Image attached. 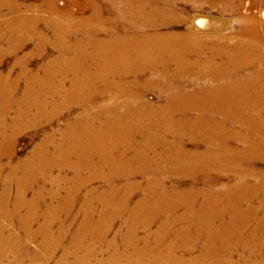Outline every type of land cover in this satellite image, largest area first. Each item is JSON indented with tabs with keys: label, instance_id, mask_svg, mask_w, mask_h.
I'll use <instances>...</instances> for the list:
<instances>
[{
	"label": "bare ground",
	"instance_id": "1",
	"mask_svg": "<svg viewBox=\"0 0 264 264\" xmlns=\"http://www.w3.org/2000/svg\"><path fill=\"white\" fill-rule=\"evenodd\" d=\"M115 1L126 3L118 13L140 26L134 39L108 44L113 68L43 70L49 73L42 80L58 86L26 88L13 102L11 88L0 91L1 128L50 121L55 111L76 108L59 143L46 136L27 159L10 167L0 188V214L9 222L20 209L28 215H69L79 203L80 230L101 243L108 244L110 228L124 213L132 224L122 243L130 238L129 244L137 239L145 245L158 222L153 237L163 253L155 264H264V166H256L264 165V23L241 11L245 0ZM180 1L191 7L222 5L234 13L237 28L227 21L214 36L191 25L185 33L165 32L187 21ZM249 1L251 7L264 3ZM35 19L15 16L4 24L0 19V41L8 40V53L22 49L27 39L44 42L34 30ZM155 22L156 32L149 33L148 23ZM148 88L160 93L159 108L145 102ZM14 102L24 107L9 123L5 117ZM185 141L202 149L188 150ZM13 143L1 144L0 156L9 161ZM12 182L16 198L8 202ZM135 190L139 198L130 204ZM45 197L56 205L40 210ZM166 237L172 242L162 246ZM178 250L190 256H176Z\"/></svg>",
	"mask_w": 264,
	"mask_h": 264
},
{
	"label": "rangeland",
	"instance_id": "2",
	"mask_svg": "<svg viewBox=\"0 0 264 264\" xmlns=\"http://www.w3.org/2000/svg\"><path fill=\"white\" fill-rule=\"evenodd\" d=\"M0 2H2L0 4V19L3 24L15 16L21 19L36 18L34 30L44 40V42H40L37 37L27 39L24 41L22 49L16 53L6 51L8 40L0 41V91L11 88L12 102L18 100L22 90L26 88L35 90L39 87H57L58 82L55 80L52 83L42 80L49 72L51 74L62 69H66L68 72L74 71V69L97 72L113 68L116 62H114V56L108 53V44L116 40L130 41L134 39L133 34H137L136 29L140 26V23L118 13L120 5L123 8V5L126 4L123 1L0 0ZM223 7L218 4L217 6L203 4L191 7L189 4L180 1L178 8L182 9L181 11H183L187 21L181 25L172 26L173 31L165 32L185 33L186 27L191 25L199 31H204L203 35L214 36L217 27L224 26L223 24L227 21L231 23V28H237L234 13L224 11ZM262 9H264V3L251 7L249 0H245L241 5V11L255 14L258 20L264 23V18L260 16ZM130 12L132 13V10ZM49 19H51L50 21H58L56 23L59 25H51ZM157 25H159L157 22L148 23L149 33L156 32ZM53 28L65 30V33L54 35ZM85 28H89L90 33H85ZM228 31V25L222 29V33L225 35L228 34ZM58 36H61V39L56 38ZM102 45L106 47L102 48ZM76 46L78 49H74ZM74 62H76L75 65L72 64ZM55 64L62 65L56 66ZM47 69L49 70L48 73L43 71H47ZM71 76H69V80L72 78ZM57 78L58 76H56ZM62 86L68 88L70 86L69 81ZM144 92L145 102L153 108H159L162 104L160 93L151 88L144 90ZM51 99L61 103V98L57 96L49 95L48 100ZM23 107V103L14 102L5 117L7 118L6 121L10 123L11 119L16 116L17 110ZM1 109L2 100L0 99ZM48 111L51 113L53 110ZM75 114L76 108L70 111L59 109L50 116V121L25 122L24 124L19 121L9 128H1L0 126V149L4 139H11L14 142L9 144V148L11 147L14 153L11 160L9 161L6 156H0V188L10 167L27 159L33 149L41 144L46 136H51L55 144L59 143L64 124ZM2 116L3 114L0 112V121L3 119ZM185 147L188 150L202 149V146L196 148L190 142H186ZM1 152H5V146L2 147ZM256 166L262 168L264 165L258 162ZM169 181L172 182V180ZM185 182L188 185L190 181L187 179ZM10 185L11 196L8 197V202H12L16 198L13 182ZM94 186L99 185L94 184ZM198 187L201 188L202 185H198ZM134 193L130 204L139 198V190H135ZM31 196L32 194H27L26 199L29 200ZM55 202V199L43 198L40 210L46 206L56 205ZM76 204L74 211L69 215L66 212L43 214L41 211L28 215L25 210L20 209L17 213V219L9 222L0 214V264H155V257L163 253L161 247L155 246L156 242L153 237L158 229V222H155L151 227L149 232V237L150 235L151 237L147 239L145 245L142 240L137 239L131 240L132 244H129L130 238H128L129 241L124 239L122 243L120 240L128 237L127 230L132 224L131 217L124 213L122 217L115 219L110 228L106 239L108 244L106 242L101 243L90 237L91 232L80 230L79 224L82 215L78 212L80 204ZM97 209L96 206L95 211ZM46 223L47 227L45 228ZM142 232L141 228L140 230L137 229L139 238L146 235ZM164 240L162 246H168L172 242L170 237H166ZM126 241H128V246L125 244ZM148 246L149 248H147ZM43 247L46 250L45 248L43 250ZM134 251H138V253L141 251L140 256ZM145 252H148V255ZM182 252L184 251L178 250L173 253L176 256H190L187 252ZM194 253L196 250L192 254Z\"/></svg>",
	"mask_w": 264,
	"mask_h": 264
}]
</instances>
